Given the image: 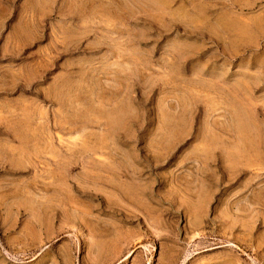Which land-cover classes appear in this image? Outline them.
Masks as SVG:
<instances>
[{
  "label": "rangeland",
  "instance_id": "rangeland-1",
  "mask_svg": "<svg viewBox=\"0 0 264 264\" xmlns=\"http://www.w3.org/2000/svg\"><path fill=\"white\" fill-rule=\"evenodd\" d=\"M0 264H264V0H0Z\"/></svg>",
  "mask_w": 264,
  "mask_h": 264
}]
</instances>
